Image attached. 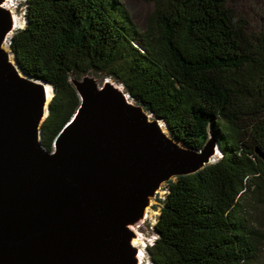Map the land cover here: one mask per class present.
I'll list each match as a JSON object with an SVG mask.
<instances>
[{"label":"trees","instance_id":"16d2710c","mask_svg":"<svg viewBox=\"0 0 264 264\" xmlns=\"http://www.w3.org/2000/svg\"><path fill=\"white\" fill-rule=\"evenodd\" d=\"M10 40L22 69L51 83L41 127L51 150L83 75L110 77L170 133L219 156L176 175L148 247L152 264H255L264 244V28L229 0H152L144 25L123 0H25ZM261 206V215L254 210Z\"/></svg>","mask_w":264,"mask_h":264},{"label":"water","instance_id":"95a60500","mask_svg":"<svg viewBox=\"0 0 264 264\" xmlns=\"http://www.w3.org/2000/svg\"><path fill=\"white\" fill-rule=\"evenodd\" d=\"M5 30L0 8V264H131L127 221L162 180L209 162L213 132L201 149L186 147L108 77L85 74L72 80L80 104L48 150L41 127L53 91L45 105L41 83H51L27 74L11 49L25 76L15 73Z\"/></svg>","mask_w":264,"mask_h":264},{"label":"rangeland","instance_id":"374dc122","mask_svg":"<svg viewBox=\"0 0 264 264\" xmlns=\"http://www.w3.org/2000/svg\"><path fill=\"white\" fill-rule=\"evenodd\" d=\"M127 9L131 12L134 21L142 27L152 10L153 4L152 0H123ZM25 0H8L7 7L12 9L17 18L20 22L26 23L25 17ZM230 5L234 6L238 12H240L249 22V25L252 28H264V0H229ZM10 5V6H8ZM12 32L9 35L8 41L5 44V47L9 50L10 48V40L13 32L16 28H12ZM18 29V28H17ZM100 83L106 77H95ZM107 79L114 81L113 78L108 77ZM117 81H114V83ZM122 86L121 83L117 82ZM124 89V87H122ZM125 91V89H124ZM51 97V96H50ZM130 100L136 105V101L133 97H129ZM143 110L151 115L153 120H163L161 118L155 117L152 112L149 110ZM164 121V120H163ZM167 129L169 135L172 138V134L170 133L168 124ZM174 137V136H173ZM177 139L176 137H174ZM173 139V138H172ZM174 140V139H173ZM178 140V139H177ZM178 143L183 144L181 141L178 140ZM186 146L185 144H183ZM187 147V146H186ZM219 154H215L212 156V159L209 162H212L218 158ZM176 175L170 176L169 179L162 180L160 182V186L158 187L157 191L150 195L151 201L149 203V207L147 213L145 215L136 214L135 218L130 219L127 221V226L134 230L137 234L138 239V247L142 249V264H152L150 254L148 252V247L153 243L154 239L156 238L155 232V223L158 219L160 210L164 205V201L168 192V181L175 180ZM150 194V193H147ZM146 194V195H147ZM261 206L258 205L253 211L255 217H259L261 215ZM264 219V218H263ZM255 264H264V244L263 250L260 255V258L256 261Z\"/></svg>","mask_w":264,"mask_h":264},{"label":"bare ground","instance_id":"6f19581e","mask_svg":"<svg viewBox=\"0 0 264 264\" xmlns=\"http://www.w3.org/2000/svg\"><path fill=\"white\" fill-rule=\"evenodd\" d=\"M8 0H0V8L5 12L6 15V30L4 32V35L1 39V49L4 50L5 52V58L6 61L13 67L15 73L18 76H25L23 75V73L21 72V70L18 68L17 66V62L14 59V55L13 53L7 49L5 47L6 42L8 41L9 35L12 32V28H22L24 27L25 23L20 22L19 19L17 18V16L15 15V13L13 12L12 9H9L6 5H7ZM10 6V5H8ZM109 83H111L117 90H119L121 92V94L123 95L125 101L129 104L134 105V103L130 100L129 96H127V94L124 93V90L122 88V86L117 85L116 83L112 82L111 80H108ZM42 87H43V91L46 95L45 97V105L46 103H48L50 96H51V86L49 85H45L44 83H41ZM143 113L145 114V117L147 118V120H153L151 115L147 114L144 110ZM157 127L159 128V130L166 136V137H171L169 135L167 126L165 124V122L163 120H154ZM215 154H219V151L217 149L214 150V152L209 156V160L212 159V156ZM160 186V183L158 184L157 187H155L153 189V191L150 194H145L142 198V202H141V206L139 208V212L142 215H145L147 213L148 210V205L151 201L150 195L154 194L158 187ZM137 234L134 230H132L130 236H129V244L132 248V252H131V264H142V249L138 247V239H137Z\"/></svg>","mask_w":264,"mask_h":264}]
</instances>
